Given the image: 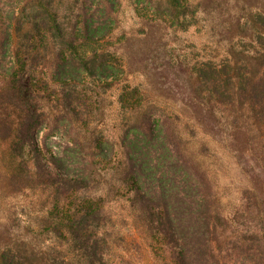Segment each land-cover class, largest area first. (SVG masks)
<instances>
[{"label":"trees","instance_id":"1","mask_svg":"<svg viewBox=\"0 0 264 264\" xmlns=\"http://www.w3.org/2000/svg\"><path fill=\"white\" fill-rule=\"evenodd\" d=\"M121 1L0 0V142L12 147L19 190L47 193L41 233L68 247L34 260L0 227V264H108L119 222L137 243L135 264H264V0H200L193 11L192 0H129L151 27L215 10L212 35L224 44L196 57L174 55L158 33L143 52L110 49ZM135 71L144 82L128 81ZM151 83L165 101L149 99ZM115 86L112 141L92 118L100 90ZM198 135L248 176L246 209L223 208L198 158L207 142L191 147Z\"/></svg>","mask_w":264,"mask_h":264},{"label":"rangeland","instance_id":"2","mask_svg":"<svg viewBox=\"0 0 264 264\" xmlns=\"http://www.w3.org/2000/svg\"><path fill=\"white\" fill-rule=\"evenodd\" d=\"M198 1L200 0L191 1L194 5L192 11L198 8L196 5ZM151 9L148 8L147 10ZM198 9L202 10L201 6ZM62 10L61 15L66 21L70 16L67 1L62 4ZM213 13L210 15L196 13L194 18L187 19L186 27L177 24L168 16L162 19L163 23L159 27H151L150 21L154 18L151 14L148 17L144 16V12L138 14L131 1L123 0L117 11L115 22L117 28L108 41V46L113 49L124 45L143 52L152 41V39H143L148 36V33H158L165 35L166 42L170 47H173L170 49L174 55L196 57L198 53H215L220 48L219 45L223 46L224 41L218 44L217 40L219 41L220 38L212 35V33H218L214 25L211 24V20L217 16L215 10ZM137 58L138 61L143 60L139 56ZM150 63L148 61L147 65L149 66ZM137 67V64L134 63L132 69L135 70ZM144 80V76L136 71L128 75V81L131 83L144 82ZM153 85L156 84L151 83V88L149 87V99L165 101V93H163L162 87L157 85L158 89ZM101 92L100 90V96L97 95L98 102L95 99L97 103L94 106L92 129L115 141L119 136L122 119L117 104L119 88L115 86L105 95H101ZM0 101H3L1 95ZM9 111L14 112L13 109ZM41 135V132L35 134L38 143H40ZM201 137L198 135V138L191 142V147L198 150L201 141L207 142L209 149L202 151V153L199 150L198 158L204 162L209 171L223 208L225 211H232L238 207L246 209L247 205H244V201L246 200V190L249 187L248 176L242 172L241 167L220 145L208 137L200 140ZM14 161L10 144L0 142V227L8 230L12 240L26 249L28 251L27 256L31 259L36 260L43 253L45 258L66 256L64 254L68 247L65 241L60 237L57 238L54 234L41 233L39 227L43 213L48 210L47 207H44L47 201V193L35 184L19 190V184H15L16 181L12 179ZM249 206L254 207L255 205ZM113 209L115 213L119 210L116 206H113ZM126 224L119 222L111 230L113 233L110 238L112 252L108 264H135L130 256L134 254L137 243L132 240L130 227ZM144 261L145 264H151L148 258Z\"/></svg>","mask_w":264,"mask_h":264}]
</instances>
